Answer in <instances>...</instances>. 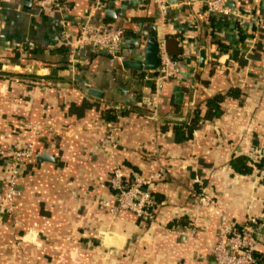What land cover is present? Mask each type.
Returning a JSON list of instances; mask_svg holds the SVG:
<instances>
[{"label": "crops", "instance_id": "0c3cea01", "mask_svg": "<svg viewBox=\"0 0 264 264\" xmlns=\"http://www.w3.org/2000/svg\"><path fill=\"white\" fill-rule=\"evenodd\" d=\"M37 1L0 0V146H34L11 213L0 205V264H211L222 217L234 225L264 219V169L240 175L230 165L236 156L264 160V0H235L233 8L259 19L241 36L229 18L208 17L203 0H179L166 20L146 0H60L49 14L35 9ZM88 16L123 30L122 56L83 49L71 64L62 41H72ZM204 31L228 51L219 53ZM149 38L180 64L178 80L156 98L145 84L149 72L124 67L143 60ZM61 47L66 57L48 54ZM58 59L67 67L43 63ZM231 88L239 95L223 101L220 118L174 143L176 122ZM113 106L134 110L103 117ZM10 163L0 157V194ZM117 167L154 178L164 170L151 190V223L109 212ZM196 188L214 204L201 206Z\"/></svg>", "mask_w": 264, "mask_h": 264}, {"label": "built area", "instance_id": "2783aa9c", "mask_svg": "<svg viewBox=\"0 0 264 264\" xmlns=\"http://www.w3.org/2000/svg\"><path fill=\"white\" fill-rule=\"evenodd\" d=\"M120 1V0H117ZM154 7L162 20L168 17L171 6L165 0H146ZM235 0H203V6L208 17L229 18L236 26L237 35H249L259 25V19L254 14H245L230 6ZM35 9L49 14L61 8L60 0H38ZM63 47L70 51V61L74 66V57L80 50L91 49L96 55L101 54L118 59L125 48L126 40L122 29L95 25L88 16L78 21L77 33L72 41L63 39ZM149 72L145 79L150 80L153 86L151 96L156 98L166 82H176L179 78L180 64L171 58L159 47V66ZM34 146L28 144L21 150H4L0 146V157L11 160L8 187L0 194V205H7L11 213L12 204L19 196L17 180L23 161L33 156ZM253 162V161H252ZM256 163V162H253ZM252 166V165H251ZM254 168V167H253ZM165 173L160 169L155 178L144 176H129L120 167L113 170L110 179V188L114 192V205L106 204L111 214L129 212L138 220L151 223L155 215V202L151 194L155 180L160 181ZM195 199L203 207L213 205V200L199 192ZM223 225L218 233V241L212 249L214 260L211 264H258L256 254L264 256V219L249 217L241 225L226 222L222 217Z\"/></svg>", "mask_w": 264, "mask_h": 264}, {"label": "trees", "instance_id": "16d2710c", "mask_svg": "<svg viewBox=\"0 0 264 264\" xmlns=\"http://www.w3.org/2000/svg\"><path fill=\"white\" fill-rule=\"evenodd\" d=\"M203 36L205 37V39L206 38L208 39V43H215L217 45V50L219 53H225L228 51L221 43L214 42V39H212L210 36L208 37L207 31L203 32ZM124 50L122 51L121 56L123 55ZM48 54L50 56L66 57L68 55V51L67 49L61 47L56 50L50 51ZM43 63H46V65H50L51 67H54L56 69H63L66 68L68 65L66 60L61 61V59H58L57 62H54L52 60H45L43 61ZM154 73L155 72L153 71V74ZM142 75L143 74L140 73L137 74L136 76L138 78H142ZM238 95L239 92L237 91V89L231 88L225 94H216L206 99L204 104H202L204 106V110L202 109L203 107L201 106V104L197 105L191 111V113L188 114V116L184 121L176 122L172 126L171 135L174 143L183 144L185 142L190 141L193 138L194 133L203 125L204 122L218 119L223 115L224 110L221 105L227 97L234 99L237 98ZM133 110L134 107L132 106H124L120 108H116L115 106H113L112 108L107 110V115L103 117H107V118L109 117L108 119L115 121L120 117L127 116L128 112ZM163 130H166V127H164ZM230 165L235 172H237L240 175H245V174H249L253 170V167L260 170L264 169V160H261L257 163H253L252 160H250L245 156H236L232 158ZM128 175L131 176V178L132 176H134L133 174H128ZM199 192L200 190L196 188L195 193H199ZM255 257L257 259L258 264H264V256L262 255V253L256 254Z\"/></svg>", "mask_w": 264, "mask_h": 264}, {"label": "water", "instance_id": "95a60500", "mask_svg": "<svg viewBox=\"0 0 264 264\" xmlns=\"http://www.w3.org/2000/svg\"><path fill=\"white\" fill-rule=\"evenodd\" d=\"M166 4L169 6L177 5L179 0H165ZM233 7V3L229 4ZM115 12H108V15L114 16ZM167 44V41L165 42V46ZM166 49V47H165ZM167 51V50H166ZM168 53V52H167ZM205 61V55L204 50L201 49L200 51V66ZM159 66V44L154 38H149L144 46V58L142 61H133V62H124V67L134 70L136 72H153L155 71ZM146 87L151 86V81L147 80L145 82ZM175 94L178 97V103L181 99V93L178 92V88H175Z\"/></svg>", "mask_w": 264, "mask_h": 264}]
</instances>
